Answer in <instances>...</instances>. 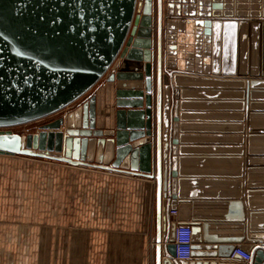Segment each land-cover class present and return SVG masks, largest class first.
Segmentation results:
<instances>
[{"label":"water","instance_id":"obj_1","mask_svg":"<svg viewBox=\"0 0 264 264\" xmlns=\"http://www.w3.org/2000/svg\"><path fill=\"white\" fill-rule=\"evenodd\" d=\"M164 1L0 0V127L64 109L83 97L110 68L117 69L118 107L115 127L98 128L96 96H90L75 109L45 123L39 138L0 133V152L153 178L155 264H238L242 257L234 253L237 247L253 253L252 264H264V240L254 234L237 240L224 237L231 243L245 239L247 244H233L224 253L219 252L220 260L199 259L216 257L217 253L202 251L198 244L201 239L206 243L222 241H216V235L208 232L210 224L202 223L204 219L194 214L185 218L178 208L175 184L182 173L178 166L179 146L175 144L178 136L170 131L177 128L171 122L178 116L173 112L178 106L174 99L179 98L178 86L186 76L180 70L200 68L198 60L195 66H183L182 57L186 61L196 47L195 56L200 58L203 25L211 26L206 29L205 39L210 42V53L213 50L211 59L205 60V74L249 75L248 80H238L242 89L246 88V98L264 87V59L257 62L254 41L260 36L257 26L264 23V3L260 11H241L233 9L232 0H198L197 5L174 4L186 0H166L164 10ZM251 21L253 55L248 58L246 44L250 33L246 26L250 27ZM223 22L230 26L239 24L241 54L237 70L225 66L233 58L223 55L224 62L220 61L221 44L216 42H220L222 33L216 41L214 25L221 26ZM171 81L176 84L174 91ZM251 169L242 166L241 194L229 201L226 220L241 222L252 218L253 212H248L245 205L249 191L244 188L250 185ZM169 209H178L181 220L191 223L194 244L189 259L174 258L175 224L169 227L167 223ZM254 242L261 244L254 246Z\"/></svg>","mask_w":264,"mask_h":264},{"label":"crops","instance_id":"obj_2","mask_svg":"<svg viewBox=\"0 0 264 264\" xmlns=\"http://www.w3.org/2000/svg\"><path fill=\"white\" fill-rule=\"evenodd\" d=\"M198 2L186 0L174 1V4L197 5ZM232 2L234 10L260 11L264 0H260L259 9H256L258 0ZM166 4L165 0L164 10ZM251 24L252 21L250 27L246 26L250 33L246 44L248 58L253 55ZM263 24L260 22L257 26L260 36L254 38L257 62L264 59ZM210 27L202 26L200 58L195 56L196 47L191 57L186 56V61L182 57L183 66L190 63L195 66L198 60L200 68L197 71L180 70L186 76L181 78L178 86L181 90L179 98L174 99L178 106L173 112L178 116L171 122L177 124V128L170 130L178 136L175 144L179 146L178 166L182 173L175 184L178 208L185 218L194 214L204 219L202 223L210 224L208 232L216 235V241H222L206 243L201 239L198 244L202 251L217 253L216 257L205 256L200 260H220L219 252L224 253L233 244H247L245 239L231 243L224 241V237L237 240L254 234L264 240V87L246 98V88L242 89L238 80H248L249 75L205 74V60H210L213 53V50L210 53V42L205 39L206 29ZM214 30L216 41L222 33L220 42H216L221 44L220 61L224 62L223 55L233 58V62H226L225 66L237 70L241 54L239 24L230 26L223 22L221 26L214 25ZM175 68L176 71L178 68ZM116 72V68H110L91 88L90 95L61 114L95 95L97 127L114 128L118 108ZM171 85L174 91L176 84L171 81ZM250 112H253L251 117ZM242 166L252 168L248 178L250 185L244 188L249 191L245 205L253 214L251 220L248 217L246 221H229L225 217L228 203L239 197L242 190L239 181ZM105 171L109 172L87 171L95 177L57 181V187H60L56 205L57 250L65 252L59 264H155L156 181L140 174ZM201 234L202 231L200 237ZM253 244L259 246L261 243Z\"/></svg>","mask_w":264,"mask_h":264},{"label":"rangeland","instance_id":"obj_3","mask_svg":"<svg viewBox=\"0 0 264 264\" xmlns=\"http://www.w3.org/2000/svg\"><path fill=\"white\" fill-rule=\"evenodd\" d=\"M91 92L92 89L83 97ZM64 109L29 122L0 127V133L39 138L44 133L42 126L60 116ZM87 171L109 172L46 157L0 152V264H59L63 260L65 252L57 250V181L95 177Z\"/></svg>","mask_w":264,"mask_h":264},{"label":"built area","instance_id":"obj_4","mask_svg":"<svg viewBox=\"0 0 264 264\" xmlns=\"http://www.w3.org/2000/svg\"><path fill=\"white\" fill-rule=\"evenodd\" d=\"M167 223L169 227L175 224V259H189L193 250L194 241L192 240V226L190 222L182 221L178 209H169L167 213ZM234 253L239 254L242 259L238 260V264H252L253 253L241 248H236ZM264 263V251H263Z\"/></svg>","mask_w":264,"mask_h":264},{"label":"flooded vegetation","instance_id":"obj_5","mask_svg":"<svg viewBox=\"0 0 264 264\" xmlns=\"http://www.w3.org/2000/svg\"><path fill=\"white\" fill-rule=\"evenodd\" d=\"M87 99H88V98H87ZM87 99H85L84 101H86ZM84 101H83V102H84ZM83 102H81L80 104H82ZM80 104H79V105H80Z\"/></svg>","mask_w":264,"mask_h":264}]
</instances>
